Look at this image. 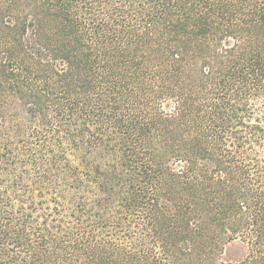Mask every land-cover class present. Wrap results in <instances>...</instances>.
Segmentation results:
<instances>
[{"label":"trees","instance_id":"obj_1","mask_svg":"<svg viewBox=\"0 0 264 264\" xmlns=\"http://www.w3.org/2000/svg\"><path fill=\"white\" fill-rule=\"evenodd\" d=\"M0 264H264V0H0Z\"/></svg>","mask_w":264,"mask_h":264},{"label":"rangeland","instance_id":"obj_2","mask_svg":"<svg viewBox=\"0 0 264 264\" xmlns=\"http://www.w3.org/2000/svg\"><path fill=\"white\" fill-rule=\"evenodd\" d=\"M244 253V248L239 243H234L228 247L227 257L238 259Z\"/></svg>","mask_w":264,"mask_h":264}]
</instances>
